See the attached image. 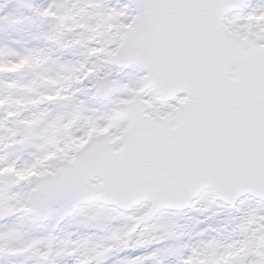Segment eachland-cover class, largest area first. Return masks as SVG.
Returning a JSON list of instances; mask_svg holds the SVG:
<instances>
[{
  "label": "snow or ice",
  "instance_id": "6c2138e0",
  "mask_svg": "<svg viewBox=\"0 0 264 264\" xmlns=\"http://www.w3.org/2000/svg\"><path fill=\"white\" fill-rule=\"evenodd\" d=\"M0 264H264V0H0Z\"/></svg>",
  "mask_w": 264,
  "mask_h": 264
}]
</instances>
